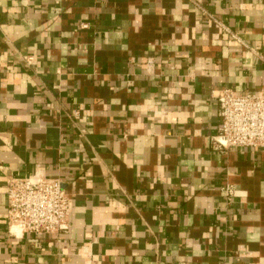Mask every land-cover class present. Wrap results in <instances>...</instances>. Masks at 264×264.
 I'll return each mask as SVG.
<instances>
[{"label":"crops","instance_id":"1","mask_svg":"<svg viewBox=\"0 0 264 264\" xmlns=\"http://www.w3.org/2000/svg\"><path fill=\"white\" fill-rule=\"evenodd\" d=\"M223 88L264 91V0H0V264H264V150L215 147ZM35 172L66 232L9 233Z\"/></svg>","mask_w":264,"mask_h":264},{"label":"built area","instance_id":"2","mask_svg":"<svg viewBox=\"0 0 264 264\" xmlns=\"http://www.w3.org/2000/svg\"><path fill=\"white\" fill-rule=\"evenodd\" d=\"M217 23L239 39L227 26L219 21ZM24 58L32 63L31 55ZM217 102L221 122L212 136L215 147L264 150V91L236 93L230 88H223ZM61 183L59 177H46L40 172L28 177L11 178L6 189L9 233L16 236L25 232H66L70 225V199ZM223 193L231 199L234 187L225 185Z\"/></svg>","mask_w":264,"mask_h":264}]
</instances>
